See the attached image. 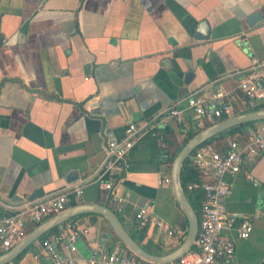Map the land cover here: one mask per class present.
I'll list each match as a JSON object with an SVG mask.
<instances>
[{"label":"crops","instance_id":"1","mask_svg":"<svg viewBox=\"0 0 264 264\" xmlns=\"http://www.w3.org/2000/svg\"><path fill=\"white\" fill-rule=\"evenodd\" d=\"M201 20L208 33L197 37ZM252 57L264 60V0H0V216L61 192L68 193L65 208H110L100 189L106 141L121 139L127 123L182 109L192 92L221 87L236 95L232 107L250 105L236 85ZM166 128L174 139L166 148L151 135L133 144L119 185L122 226L129 235L143 232L140 244L155 255L175 249L187 230L171 184L161 180L170 178L168 158L192 129L173 121ZM225 178L227 213L235 225L251 223L245 239L228 232L232 264H264V151ZM76 185L79 197L70 192ZM140 207L172 233L138 227ZM70 224L88 229L75 241L73 264H87L95 247L125 251L100 216ZM38 243L5 264L46 262Z\"/></svg>","mask_w":264,"mask_h":264},{"label":"built area","instance_id":"2","mask_svg":"<svg viewBox=\"0 0 264 264\" xmlns=\"http://www.w3.org/2000/svg\"><path fill=\"white\" fill-rule=\"evenodd\" d=\"M236 87L246 96L247 103L264 104V60L254 57L244 75L238 80ZM233 94L224 88L211 91L208 95L198 92L190 93L181 109L169 106L152 117L137 123H127L121 139L107 140L103 149V159L99 165L101 173L107 175L100 180V189L105 192L113 212H120L123 198L119 193V185L129 169L128 152L133 144L142 138L156 135L160 128L175 122L181 129H203L207 123H214L233 114L230 99ZM187 112V117L183 115ZM161 139V136H157ZM264 151V120L256 122L248 129L247 139L243 142L227 138L223 149L219 150L211 144H200L188 156L190 164L198 171L201 180L187 185V189H199L202 198L199 202L197 216V232L193 240V248L166 264H232L234 256V241L228 232L235 230L236 236L245 239L251 230L248 219L234 224V217L226 211L225 201L229 193L226 175L237 173L257 154ZM99 176V175H98ZM97 176V178H98ZM162 183L170 184V178L165 176ZM75 197L82 194V185L73 186L70 190ZM67 192L48 196L31 203L23 201L12 207V213L0 216V253L9 250L27 234L28 224L36 225L47 217L55 215L65 208ZM138 227L147 224L160 227L168 234L163 223L150 217L148 210L140 207L134 213ZM85 226H73L69 222L63 224L60 231L49 238L39 241L38 246L46 257L42 264H73L75 241L85 235ZM33 257L38 255L33 253ZM87 264H153L136 258L117 246L108 251L99 247L92 248Z\"/></svg>","mask_w":264,"mask_h":264},{"label":"water","instance_id":"3","mask_svg":"<svg viewBox=\"0 0 264 264\" xmlns=\"http://www.w3.org/2000/svg\"><path fill=\"white\" fill-rule=\"evenodd\" d=\"M256 16V12L252 13L248 18L249 23H251ZM207 33L208 26L206 21L201 20L197 26L196 36L204 37ZM261 120H264V108L232 114L199 130L177 151L170 165V184L174 199L185 216L187 230L182 242L172 251L163 255L148 253L128 234L122 226L118 216L110 208L95 203H79L66 207L59 213L37 224L9 250L0 253V264H5L16 258L30 244H32L33 241L46 231L51 230L76 215L88 213L100 215L108 223L111 231L122 246L136 258L153 264H166L175 261L178 257L192 248L198 224L197 215L188 203L180 184L179 173L184 160L189 156L195 147L202 144L209 138L233 126Z\"/></svg>","mask_w":264,"mask_h":264},{"label":"trees","instance_id":"4","mask_svg":"<svg viewBox=\"0 0 264 264\" xmlns=\"http://www.w3.org/2000/svg\"><path fill=\"white\" fill-rule=\"evenodd\" d=\"M240 96L243 99H247L246 96H244V94H240ZM239 96V97H240ZM237 100L236 99V95L233 96L232 101ZM239 100V99H238ZM233 101V103H234ZM244 108H240L238 107L237 104L233 105V114L235 113H240V112H245V111H249V110H255V109H259V108H264V104L259 103L256 105H244ZM256 122L258 121H254V122H246L244 124H240V125H236L233 126L211 138H209L208 140L204 141L202 144H211L213 146H215L216 148H218L219 150L223 149V145L225 143V140L227 138H232L235 140H238L240 142H243L247 139V132L248 129L250 127H252ZM211 125V123H207L205 125L209 126ZM199 130L201 129H192L189 130L185 133V136L183 137L182 141H181V145L176 146L174 149V152L172 153V155L168 158V166H170V163L173 159V157L175 156V154L177 153V151L181 148V146L190 138L192 137L195 133H197ZM161 136V141L162 143H164V146L166 148V146H169L172 142H174V139H171V131L167 132V128H160L156 131V135L154 136ZM179 179H180V184L182 187V190L185 194V197L188 201V203L190 204V206L192 207V209L194 210V212L197 214H199V202L202 198V192L199 189H187V185L191 184V183H196L199 182L201 180V176L198 173V171L190 164L188 157L184 160L182 167L180 169V173H179ZM84 215H88L91 217H95V216H100L97 214H79L76 215L72 218H70L69 220H67L66 222L71 223L73 221L74 218L76 217H80V216H84ZM101 217V216H100ZM65 223V222H64ZM62 223V224H64ZM58 227V226H57ZM57 227L51 229L50 231H47L46 233H44L43 235L39 236L37 240L41 241L43 239L49 238L53 233L57 232ZM113 233V232H112ZM130 236L148 253H150L144 245L140 244V240L143 238V232H140L137 236H133L130 234ZM115 237V235H114ZM116 238V237H115ZM117 239V238H116ZM121 247L127 251L122 244L120 243ZM193 248V247H192ZM28 247L25 249L27 250ZM128 252V251H127Z\"/></svg>","mask_w":264,"mask_h":264},{"label":"rangeland","instance_id":"5","mask_svg":"<svg viewBox=\"0 0 264 264\" xmlns=\"http://www.w3.org/2000/svg\"><path fill=\"white\" fill-rule=\"evenodd\" d=\"M170 125H171L173 128L175 127V125H174L173 123H171ZM108 206L110 207L111 210H113V207H112L111 204H108ZM116 215H117L118 217H120V214H119L118 212H116ZM196 215L198 216V213H197ZM37 239H38V238H37ZM30 246H31V245H29L28 248H29Z\"/></svg>","mask_w":264,"mask_h":264}]
</instances>
